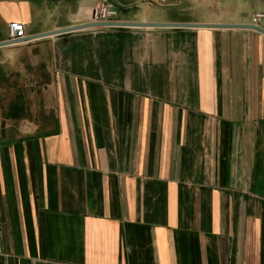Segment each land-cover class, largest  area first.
I'll list each match as a JSON object with an SVG mask.
<instances>
[{
    "label": "crops",
    "instance_id": "0c3cea01",
    "mask_svg": "<svg viewBox=\"0 0 264 264\" xmlns=\"http://www.w3.org/2000/svg\"><path fill=\"white\" fill-rule=\"evenodd\" d=\"M100 1L119 22L210 25L31 38L91 22ZM255 13L264 0H0V42L11 22L26 33L0 46L1 76L36 72L24 84L55 119H0V264H264Z\"/></svg>",
    "mask_w": 264,
    "mask_h": 264
},
{
    "label": "rangeland",
    "instance_id": "374dc122",
    "mask_svg": "<svg viewBox=\"0 0 264 264\" xmlns=\"http://www.w3.org/2000/svg\"><path fill=\"white\" fill-rule=\"evenodd\" d=\"M117 22H119V20ZM253 25L258 26V24ZM104 27L122 26L112 25ZM25 40L26 38L21 42ZM19 43L14 42L12 44ZM36 75V72L34 73L32 71L21 72L20 74L15 75L14 73L10 72L6 76H1L0 73V119H2V117L4 118L3 115L6 114V117L2 119L5 122V125L28 127V129H31L33 127L38 128L42 131L45 129H51L55 126V119L51 118V115L46 112V110H48L49 108H47L46 104L42 102L39 95L40 88H37V86H35L33 83L30 84L29 82H26L24 84L25 79L30 78L32 79L31 82L34 81L33 79H39V77ZM20 98L22 99V102H14L16 99L20 100ZM15 106L21 108L20 115H22V118H19L17 120L12 119ZM54 110L55 109L53 108V111Z\"/></svg>",
    "mask_w": 264,
    "mask_h": 264
},
{
    "label": "built area",
    "instance_id": "2783aa9c",
    "mask_svg": "<svg viewBox=\"0 0 264 264\" xmlns=\"http://www.w3.org/2000/svg\"><path fill=\"white\" fill-rule=\"evenodd\" d=\"M118 8L109 2H97L91 12V21L100 23H115L117 22ZM264 19V13H255L252 17V23L257 25L258 22ZM26 38L25 27L21 22H11L9 24L8 40L19 43Z\"/></svg>",
    "mask_w": 264,
    "mask_h": 264
},
{
    "label": "water",
    "instance_id": "95a60500",
    "mask_svg": "<svg viewBox=\"0 0 264 264\" xmlns=\"http://www.w3.org/2000/svg\"><path fill=\"white\" fill-rule=\"evenodd\" d=\"M112 25H116V26H128V25H132V26H160V25H210V24H160V23H125V22H116V23H94V22H89V23H85V24H79V25H75V26H71L68 28H64V29H60V30H55V31H50V32H45V33H41V34H37L34 36H31V38H37V37H44V36H48V35H54V34H59V33H63V32H68V31H73V30H79V29H83V28H87V27H93V26H112ZM260 32H262L264 34V30L259 27V26H250ZM14 43L11 40H5L0 42V46H6L9 44Z\"/></svg>",
    "mask_w": 264,
    "mask_h": 264
},
{
    "label": "trees",
    "instance_id": "16d2710c",
    "mask_svg": "<svg viewBox=\"0 0 264 264\" xmlns=\"http://www.w3.org/2000/svg\"><path fill=\"white\" fill-rule=\"evenodd\" d=\"M14 111V110H13Z\"/></svg>",
    "mask_w": 264,
    "mask_h": 264
}]
</instances>
